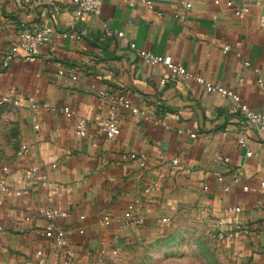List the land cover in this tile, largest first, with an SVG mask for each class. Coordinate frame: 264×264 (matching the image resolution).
I'll return each instance as SVG.
<instances>
[{"label": "crops", "instance_id": "obj_1", "mask_svg": "<svg viewBox=\"0 0 264 264\" xmlns=\"http://www.w3.org/2000/svg\"><path fill=\"white\" fill-rule=\"evenodd\" d=\"M142 1L104 0L98 15L75 22L71 0H0V99L20 111V143L29 150L0 166V264H36L39 250L50 260L74 251L78 261L108 264L185 213L210 231L221 223L238 264H264V133L239 109L264 110V0ZM242 9L249 11L237 15ZM43 26L54 35L40 55L4 67L22 34ZM130 42L192 78L162 83L168 70L143 64ZM120 99L146 115L118 105L120 134L107 139L99 119ZM135 202L142 227L124 223ZM40 208L68 213L55 223L67 232L62 248L43 236Z\"/></svg>", "mask_w": 264, "mask_h": 264}, {"label": "built area", "instance_id": "obj_2", "mask_svg": "<svg viewBox=\"0 0 264 264\" xmlns=\"http://www.w3.org/2000/svg\"><path fill=\"white\" fill-rule=\"evenodd\" d=\"M104 0H71V4L73 7V20L75 22H86L90 17L96 16L100 13L101 7L103 5ZM142 4L145 6H152V0H143ZM227 5L229 7L233 6L232 0H229ZM248 9L238 10L236 12L237 15H242L247 13ZM184 19V16H181ZM261 23L264 24V19L261 20ZM54 35V30L50 26H43L39 29L33 31H26L22 34L20 41L16 44L6 55L3 61L4 67H9L12 62H33L39 55L41 48L48 44L52 36ZM111 36L110 33L107 34ZM66 36V35H65ZM114 36L119 40H124L125 34L123 32H118L114 34ZM129 48L136 52L140 61L143 64H148L151 66H163L169 72V78L163 79L162 83H168L169 80H174L179 76L184 78H192L191 74L188 73L184 68L179 67L172 63L170 58H160L155 56L153 53L138 47L135 43H129ZM231 51L229 46L224 47V52ZM238 55V54H237ZM249 66V64H246ZM197 81L203 85H205L208 92H216L224 97L232 98L235 102L239 103L240 98L234 94L226 90L222 86L212 85L201 78H197ZM258 85L264 92V83L263 81H259ZM9 98L0 99V105L9 102ZM32 109H38L39 105L36 104L33 98L28 100ZM16 106L20 107L22 103L19 101L14 102ZM118 105L123 106L126 109H130L134 114H141L143 116L146 115L145 112L138 110L134 107L130 102L120 99L119 103H113L111 108L109 109L107 115L101 117L99 119V127L100 132L107 139H115L120 134L119 127V115H118ZM241 113L246 117L249 128L255 130L259 133H264V110L260 112L250 111L246 106H240ZM64 112L69 115V110L65 109ZM86 134V123L81 121L78 125L77 135L80 137H84ZM246 142V138L242 137L239 140V144L244 146ZM29 153L27 148H22L18 156L23 157ZM251 156V154H249ZM135 155H131V159H135ZM177 163V162H174ZM4 172H7L8 169L4 168ZM37 172V169L32 168L26 174V178L31 179ZM261 187L264 189V182H262ZM207 189V188H205ZM4 192L7 195H16L20 196L21 192L14 191L10 188H5ZM139 202H135L134 205L130 206V216L124 220V223L128 226L134 227H142L145 225V219L137 213ZM236 212H240V209L236 208ZM36 216L38 218L44 219L48 222V226L46 230L43 232V236L48 240L52 241L56 247L62 248L64 246V241L66 239L67 232L64 228H57L55 223L58 220H65L68 218V213L54 208H40L36 212ZM27 221H30L31 218L27 217ZM104 221L106 224H109L110 219L105 218ZM167 220H163V224H167ZM221 223L215 226V230L212 231V236L216 241L222 242L225 237L224 233L221 232ZM80 233L83 234L84 231L80 230ZM35 263L36 264H92L90 262H81L76 258V254L74 251H67L64 253L59 259L50 260L44 251L39 250L35 253Z\"/></svg>", "mask_w": 264, "mask_h": 264}, {"label": "rangeland", "instance_id": "obj_3", "mask_svg": "<svg viewBox=\"0 0 264 264\" xmlns=\"http://www.w3.org/2000/svg\"><path fill=\"white\" fill-rule=\"evenodd\" d=\"M20 118V111L9 102L0 105V166L23 147ZM212 234L200 219L185 213L155 240L131 248L108 264H238Z\"/></svg>", "mask_w": 264, "mask_h": 264}]
</instances>
